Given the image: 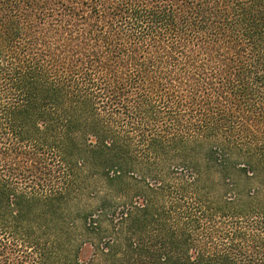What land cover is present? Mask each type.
Wrapping results in <instances>:
<instances>
[{
  "label": "trees",
  "instance_id": "1",
  "mask_svg": "<svg viewBox=\"0 0 264 264\" xmlns=\"http://www.w3.org/2000/svg\"><path fill=\"white\" fill-rule=\"evenodd\" d=\"M0 264H264V0H0Z\"/></svg>",
  "mask_w": 264,
  "mask_h": 264
},
{
  "label": "rangeland",
  "instance_id": "2",
  "mask_svg": "<svg viewBox=\"0 0 264 264\" xmlns=\"http://www.w3.org/2000/svg\"><path fill=\"white\" fill-rule=\"evenodd\" d=\"M176 155V154H175ZM173 167H175V168H187V166L185 167V165H182V164H177L176 165V163H175V165L173 166Z\"/></svg>",
  "mask_w": 264,
  "mask_h": 264
}]
</instances>
